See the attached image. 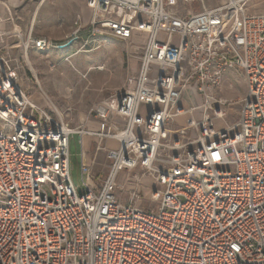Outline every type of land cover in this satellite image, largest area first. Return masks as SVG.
<instances>
[{"label":"built area","instance_id":"1","mask_svg":"<svg viewBox=\"0 0 264 264\" xmlns=\"http://www.w3.org/2000/svg\"><path fill=\"white\" fill-rule=\"evenodd\" d=\"M254 1L86 0L85 32L77 16L63 44L22 41L45 51L139 39L132 85L91 109L96 129L35 103L10 52L0 56V264H264V13L250 11ZM236 69L246 94L238 120L221 123L233 102L219 94ZM74 136L110 143L98 188L94 164L81 162L73 182ZM132 171L152 180L153 207L120 200L117 181Z\"/></svg>","mask_w":264,"mask_h":264},{"label":"rangeland","instance_id":"2","mask_svg":"<svg viewBox=\"0 0 264 264\" xmlns=\"http://www.w3.org/2000/svg\"><path fill=\"white\" fill-rule=\"evenodd\" d=\"M198 4L192 7L195 12L201 9ZM249 9L264 13V0H255ZM139 44V39L134 42L102 39L96 46L82 47V42H78L73 49L38 51L33 48L26 50L20 43V47L9 55L22 88L35 103L54 111L70 128L85 126L96 129V123L88 120L91 109L120 89L132 85L139 65ZM1 55L7 56V53L0 52ZM245 94L246 85L241 72L237 69L229 71L219 95L233 103L224 106L225 116L219 122L232 124L238 120L241 107L238 100ZM107 144L110 143L84 137L81 146L78 136L72 138V179L75 185L81 184V162L94 164L96 178L93 182L97 188L102 185L109 166L105 150ZM135 173L137 171L120 175L118 195L123 203L149 209L154 206L148 193L153 182L149 177H128ZM135 192L140 200H135Z\"/></svg>","mask_w":264,"mask_h":264},{"label":"crops","instance_id":"3","mask_svg":"<svg viewBox=\"0 0 264 264\" xmlns=\"http://www.w3.org/2000/svg\"><path fill=\"white\" fill-rule=\"evenodd\" d=\"M221 1L215 0V5ZM0 11V30L5 33L0 36V52L4 53L19 48L28 37L63 44L72 35L77 16L83 28L88 27L91 18L86 0H0Z\"/></svg>","mask_w":264,"mask_h":264}]
</instances>
